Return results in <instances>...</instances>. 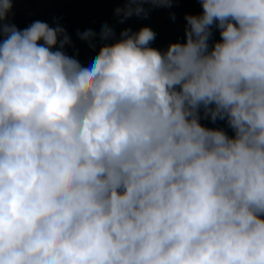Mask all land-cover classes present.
<instances>
[{
    "label": "clouds",
    "instance_id": "clouds-1",
    "mask_svg": "<svg viewBox=\"0 0 264 264\" xmlns=\"http://www.w3.org/2000/svg\"><path fill=\"white\" fill-rule=\"evenodd\" d=\"M198 2L163 51L77 31L84 66L59 19L20 29L0 0V264H264V0Z\"/></svg>",
    "mask_w": 264,
    "mask_h": 264
},
{
    "label": "rangeland",
    "instance_id": "rangeland-1",
    "mask_svg": "<svg viewBox=\"0 0 264 264\" xmlns=\"http://www.w3.org/2000/svg\"><path fill=\"white\" fill-rule=\"evenodd\" d=\"M53 0H15V6L18 11L26 17H33L39 13L45 11L48 7L51 6ZM145 8H151L150 5L145 4ZM89 16H93L94 19L89 21L86 24H80L76 20L75 13H65L58 14L55 16L47 15L40 21L48 23L50 26L54 27L53 19L57 18L60 21V24L66 29L69 37L72 40L73 47L66 46V52L68 55H74L78 51V59L82 65L88 66L91 60L98 54L100 42L96 41L97 48L96 51H92L86 42L81 41L77 36V31L83 32L88 29H92L97 34H99L101 27L105 24L114 27L117 37L119 36L120 31L125 28H131L133 31H139L142 27H149L155 33V40L150 44L152 48L158 50H166L168 45L171 43H184L185 37V28L186 20L185 15L188 12L175 8H152L149 12L148 17L139 18L133 16L126 20L123 24L118 23V18L116 16H111L110 18L93 12H87ZM174 14L175 20L171 19L170 16ZM10 21L12 23L16 22L15 17L10 16ZM88 22V21H87ZM219 41V40H213ZM209 42L210 45L213 42Z\"/></svg>",
    "mask_w": 264,
    "mask_h": 264
},
{
    "label": "trees",
    "instance_id": "trees-1",
    "mask_svg": "<svg viewBox=\"0 0 264 264\" xmlns=\"http://www.w3.org/2000/svg\"><path fill=\"white\" fill-rule=\"evenodd\" d=\"M117 7H124V0H53L51 6L45 11L33 17H26L18 11L15 6V0H13V16L16 19V26L20 29L26 28L33 21L41 20L47 15L55 16L69 12L76 14V20L80 24H86L89 23L90 20L92 21L94 19V17L89 16L87 12L90 11L102 14L110 18L112 15L116 16L114 10ZM172 8L184 10L190 15H199L202 13V8L198 0H175ZM185 27L186 25L184 28ZM213 40H220L219 31L216 29H213V36L210 42ZM150 47L152 46L150 45ZM200 122L203 126L208 128H224L228 135H233L231 129L227 128L225 121L212 123L210 120H201Z\"/></svg>",
    "mask_w": 264,
    "mask_h": 264
}]
</instances>
